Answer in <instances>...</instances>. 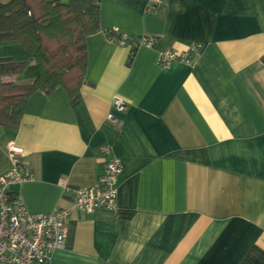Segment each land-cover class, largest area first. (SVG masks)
<instances>
[{"label": "crops", "instance_id": "0c3cea01", "mask_svg": "<svg viewBox=\"0 0 264 264\" xmlns=\"http://www.w3.org/2000/svg\"><path fill=\"white\" fill-rule=\"evenodd\" d=\"M146 2L98 0L80 97L35 90L20 125H0V174L9 140L33 172L17 185L26 207L71 208L65 245L40 264H264V0ZM115 26L158 41L133 51L104 33ZM194 41L190 61L158 63ZM0 57L29 60L8 79L39 73L20 41L0 42ZM104 143L123 163L116 208L79 211L73 190L97 182Z\"/></svg>", "mask_w": 264, "mask_h": 264}, {"label": "trees", "instance_id": "16d2710c", "mask_svg": "<svg viewBox=\"0 0 264 264\" xmlns=\"http://www.w3.org/2000/svg\"><path fill=\"white\" fill-rule=\"evenodd\" d=\"M98 29V0L0 1V42L20 41L39 68L33 80L16 82L7 76L22 72L29 60L0 57V125L17 128L38 89L50 92L62 85L70 100H77L86 71V37Z\"/></svg>", "mask_w": 264, "mask_h": 264}, {"label": "built area", "instance_id": "2783aa9c", "mask_svg": "<svg viewBox=\"0 0 264 264\" xmlns=\"http://www.w3.org/2000/svg\"><path fill=\"white\" fill-rule=\"evenodd\" d=\"M163 5L164 0H147L145 11L155 12ZM104 33L113 42L130 45L131 50L142 44L153 46L158 41L157 36H132L116 26L105 30ZM202 46V42L194 41L183 50L166 48L160 51L157 61L164 67L177 60L190 61L201 51ZM113 106L120 111L128 107L126 100L118 95L113 96ZM107 117L111 120L117 119L112 113H108ZM7 150L11 166L0 174V264H40L55 249L65 245V222L71 208L56 206L50 212L30 211L17 189L19 183L33 176V172L21 159L25 150L13 140L7 142ZM101 152L106 161L97 182L93 185L78 186L73 190V206L79 211L116 208L122 159L113 152L109 143L101 145Z\"/></svg>", "mask_w": 264, "mask_h": 264}]
</instances>
